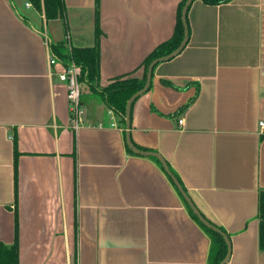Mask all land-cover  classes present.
<instances>
[{
  "label": "crops",
  "instance_id": "0c3cea01",
  "mask_svg": "<svg viewBox=\"0 0 264 264\" xmlns=\"http://www.w3.org/2000/svg\"><path fill=\"white\" fill-rule=\"evenodd\" d=\"M180 2L64 0L47 20L29 0H0V241L13 244L17 219L20 264H207L211 238L163 164L129 151L119 115L87 86L76 129L66 65L49 61L51 44L95 45L98 20L101 87L141 77ZM188 24L185 48L132 104L131 139L228 233V264H264V0H194Z\"/></svg>",
  "mask_w": 264,
  "mask_h": 264
},
{
  "label": "trees",
  "instance_id": "16d2710c",
  "mask_svg": "<svg viewBox=\"0 0 264 264\" xmlns=\"http://www.w3.org/2000/svg\"><path fill=\"white\" fill-rule=\"evenodd\" d=\"M33 6L44 12L47 20L58 18L63 14L64 0H29ZM209 5H218L229 2L231 0H201ZM186 0H181L178 10V20L176 29L171 38L157 45L142 61L139 68H142V76H134L133 73L124 74L111 79L110 82L101 87L100 84V47L99 40L101 30L97 20V31H96V43L93 46L77 47L73 46L68 51L65 43L59 42L51 44V50L53 55L58 59L62 60L65 65L70 62H75L81 70V83L84 86L89 87L92 91L101 95V98L105 102L108 108L117 113L120 117V123L125 127V115L126 106L130 97L139 91L146 82V74L149 64L155 58L167 55L172 52L181 43L184 37V28L181 20V11ZM135 70V71H136ZM15 143V165L17 164V137H14ZM131 149H129L130 151ZM132 151V150H131ZM155 158V157H154ZM159 161L157 158H155ZM181 194V193H179ZM182 195V194H181ZM184 199V198H183ZM259 218L260 219V234L259 243L261 250L264 249V189L260 192L259 197ZM186 203V206L192 217L199 223V225L205 230V232L211 238V250L207 264H219L227 253V244L221 233H218L208 227H206L200 220L195 216L190 206ZM209 220V219H208ZM213 223V222H212ZM215 224V223H214ZM216 225V224H215ZM18 220L16 219L15 239L13 244H6L0 241V264H20V253H19V229ZM220 227V226H218ZM225 231L222 227H220ZM226 232V231H225ZM227 233V232H226Z\"/></svg>",
  "mask_w": 264,
  "mask_h": 264
},
{
  "label": "water",
  "instance_id": "95a60500",
  "mask_svg": "<svg viewBox=\"0 0 264 264\" xmlns=\"http://www.w3.org/2000/svg\"><path fill=\"white\" fill-rule=\"evenodd\" d=\"M193 1L194 0H186L185 4L183 6V9L181 11L182 25H183V28L185 30L184 31V37H183L181 43L172 52L168 53L167 55L155 58L154 60L151 61V64H149V66H148L145 85L143 86V88H141L135 94H133V96L130 97V99L127 102L126 115H125V123H126L125 126L127 129L126 130V140H127L128 146H130L129 148H131V150L134 153L139 154V155L156 157L161 162V164H163L165 171L171 176V178L174 181L179 192L182 194L183 198L185 199L187 204L190 206V208L194 212L195 216H197V218L200 220V222L203 223L206 227H208V228H210V229H212L218 233H221V235L223 236V238L226 241L228 251H227L225 257L223 258V260L219 264H228V261L230 260L231 254H232V244H231V239H230V236L228 235V233H226L220 227H218L217 225L212 223L210 220H208L206 218V216L199 210V208L194 204V202L192 201L191 197L189 196V194L187 193V191L185 190V188L183 187V185L181 184L179 179L176 177V175L170 169L167 161L159 153H157L155 151H151V150L140 149L139 147L134 145V143L132 142V139H131L132 104L138 97H140V95H142L143 93H145L146 91L149 90L151 82L153 81L152 77H153V72H154L156 65L160 64L161 62H164V61L168 62V60L177 56L187 45V42L189 40V32H190L189 31V24H188V11H189V8H190L191 4L193 3Z\"/></svg>",
  "mask_w": 264,
  "mask_h": 264
},
{
  "label": "built area",
  "instance_id": "2783aa9c",
  "mask_svg": "<svg viewBox=\"0 0 264 264\" xmlns=\"http://www.w3.org/2000/svg\"><path fill=\"white\" fill-rule=\"evenodd\" d=\"M49 61L51 65H55L60 60L56 56H51ZM81 74V68L73 61L66 65L63 70L58 72L60 80L65 82L68 87V98L71 105V116L74 127L76 129L81 128L80 126L84 122V111L81 105L84 85L80 80ZM183 121V119L179 120L181 124H183ZM260 124L261 126H264V121H262ZM112 126H116V124L113 123Z\"/></svg>",
  "mask_w": 264,
  "mask_h": 264
}]
</instances>
